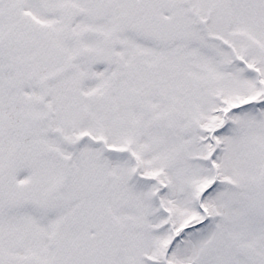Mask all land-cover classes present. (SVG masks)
Masks as SVG:
<instances>
[{
	"label": "snow or ice",
	"instance_id": "1",
	"mask_svg": "<svg viewBox=\"0 0 264 264\" xmlns=\"http://www.w3.org/2000/svg\"><path fill=\"white\" fill-rule=\"evenodd\" d=\"M0 264H264V0H0Z\"/></svg>",
	"mask_w": 264,
	"mask_h": 264
}]
</instances>
